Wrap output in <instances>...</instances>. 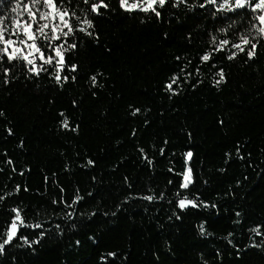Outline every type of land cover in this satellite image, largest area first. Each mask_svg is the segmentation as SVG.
<instances>
[{
  "label": "trees",
  "instance_id": "1",
  "mask_svg": "<svg viewBox=\"0 0 264 264\" xmlns=\"http://www.w3.org/2000/svg\"><path fill=\"white\" fill-rule=\"evenodd\" d=\"M105 2L94 19L98 43L77 34L79 51L67 55L75 82L26 79L20 68L4 85L0 73V195L12 193L0 201V223L19 207L46 231L31 247L14 238L0 264H264V47L252 60H229L226 49L201 63L215 24L203 0H188L191 8L170 0L159 19ZM173 74L175 93L165 87ZM186 166L187 190L179 188ZM177 192L216 208L181 211ZM258 224L261 235L251 232Z\"/></svg>",
  "mask_w": 264,
  "mask_h": 264
},
{
  "label": "snow or ice",
  "instance_id": "2",
  "mask_svg": "<svg viewBox=\"0 0 264 264\" xmlns=\"http://www.w3.org/2000/svg\"><path fill=\"white\" fill-rule=\"evenodd\" d=\"M169 2L170 0H118L119 8L123 11L154 14L158 19L162 18V13L158 8H164ZM171 2L172 7H178L179 4H185L189 8L193 7L188 4V0H171ZM74 3L75 7H73ZM206 6H211L209 15L214 18L215 24L213 30L208 33L210 50H205L199 56L201 63L210 62L215 53H222L226 49H234L227 55L229 60L237 58L239 53H245L248 60H252L257 55L258 46L264 47V0H203V3L199 4L202 9ZM109 8L110 4L105 0H0V73L3 75V84L8 85L13 69L20 68L24 69L26 79L39 77L41 73H44L61 87L68 82L69 78L75 82L77 79L75 73L79 70L78 65L76 63L69 64L67 55L69 53L75 55L79 51L81 42L78 40L77 34H83L91 38L94 43H98L94 19L102 15V10ZM115 10L111 9V11ZM244 24L247 26L242 27ZM213 67H215L214 64ZM180 71L184 72V69L182 68ZM196 71L199 72V67ZM217 75L220 79L215 83L219 84L225 79L223 70H220ZM89 79L95 86L96 75L90 76ZM178 80L179 77L173 74L171 83L165 86L166 90L175 93L176 88L173 85L177 84ZM138 111L139 109H134L132 114L135 115ZM60 115L63 116V113ZM0 116H3L2 111H0ZM61 125L68 127L67 118L61 122ZM76 130V128L72 129V131ZM8 131L11 134V130ZM140 151L143 153L144 150L140 149ZM163 151L164 149H161V154ZM191 156V151L185 154L186 162L187 158ZM6 163L12 164L13 162L8 159ZM92 163L93 161H88V164ZM148 163L151 165L152 161L149 160ZM179 175L182 177L179 181V188L187 190L189 185L193 184L191 168L186 166ZM169 183L171 184L172 181ZM19 190V185L13 189L14 192ZM24 190L26 191L27 188ZM63 191L64 189L61 188V192ZM11 195V192L0 195V201H4L6 196ZM163 195L164 193H160V196ZM176 195L178 197L176 206L181 211H184L188 206L216 208L215 204L209 205L199 197L189 198L179 192ZM142 198L152 201L158 197L148 195ZM79 200H82V197L76 195L72 204L66 205V207H72ZM52 203L62 204L64 200L63 198L54 199ZM22 211L19 207H12L10 220L0 223V227L4 229L2 237H0L2 238L0 254L4 253L5 245L12 242L14 238L22 240L25 245L31 247L33 244L41 242V239L46 236L43 225L37 222L27 223L21 214ZM173 215L180 219V216L175 212ZM236 215L239 216L240 213L237 212ZM65 216L70 218L71 213H65ZM204 223L201 222L198 225L199 232L201 235H210L206 232ZM22 227L36 228L40 231L38 234L32 233L31 235L35 236V239L30 240L28 235L21 233L18 236L19 228ZM59 227V225L56 226L57 230ZM260 228L261 225L258 224L251 229V232L261 235ZM230 236H232L231 232L224 239L232 244V240L228 239ZM251 246L260 247L259 244ZM114 255L115 253L111 252L106 254L107 257ZM106 256L101 255L102 262L105 261Z\"/></svg>",
  "mask_w": 264,
  "mask_h": 264
}]
</instances>
